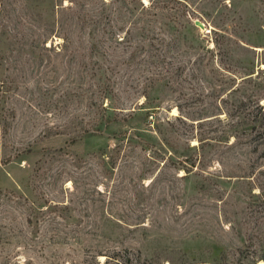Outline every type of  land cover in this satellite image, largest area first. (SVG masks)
Here are the masks:
<instances>
[{
    "label": "rangeland",
    "instance_id": "374dc122",
    "mask_svg": "<svg viewBox=\"0 0 264 264\" xmlns=\"http://www.w3.org/2000/svg\"><path fill=\"white\" fill-rule=\"evenodd\" d=\"M0 264H264V0H0Z\"/></svg>",
    "mask_w": 264,
    "mask_h": 264
},
{
    "label": "water",
    "instance_id": "95a60500",
    "mask_svg": "<svg viewBox=\"0 0 264 264\" xmlns=\"http://www.w3.org/2000/svg\"><path fill=\"white\" fill-rule=\"evenodd\" d=\"M196 24L199 26V27H203V23L199 22V21H196Z\"/></svg>",
    "mask_w": 264,
    "mask_h": 264
}]
</instances>
